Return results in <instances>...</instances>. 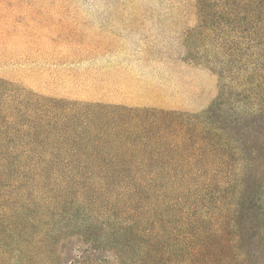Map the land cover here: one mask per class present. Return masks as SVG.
Returning <instances> with one entry per match:
<instances>
[{"label":"rangeland","instance_id":"1","mask_svg":"<svg viewBox=\"0 0 264 264\" xmlns=\"http://www.w3.org/2000/svg\"><path fill=\"white\" fill-rule=\"evenodd\" d=\"M72 1L81 21L83 2ZM145 2L149 15L156 18V11H161L157 1ZM44 26L42 32H32L28 45L16 38L0 44V264H65L80 249L102 252L108 264H156V210L169 212L162 196L167 193L147 181L154 166L146 164L140 173L114 161L119 150L113 149L121 145L111 140L112 123L105 112L122 94L119 74L113 75L108 66L102 72L109 80L101 88L99 77L88 71L89 57L78 55L82 45L72 46L61 22ZM133 29L122 46L123 55L110 62L120 65V72L144 74L146 83L154 84L160 28L156 19L148 18L143 28ZM204 32L208 38L188 39L190 60L200 70H219L225 78L235 75L239 63L226 56L220 35ZM180 42V35L172 38L174 48ZM252 59V68L264 64ZM225 82L230 84L229 79ZM134 140L129 137L126 148H141L142 142ZM188 179L194 186L195 178ZM193 186L184 193L175 186L167 189L180 199L179 205L173 201L172 221L161 238L172 264H193L192 255L200 253L191 235L203 213L194 210L208 201L196 199L199 189ZM119 224H127V230L120 232ZM200 234L206 233L200 230ZM179 248L186 249V258H176ZM238 251L240 257L230 264H264V250L244 244ZM200 264L219 262L203 259Z\"/></svg>","mask_w":264,"mask_h":264},{"label":"trees","instance_id":"2","mask_svg":"<svg viewBox=\"0 0 264 264\" xmlns=\"http://www.w3.org/2000/svg\"><path fill=\"white\" fill-rule=\"evenodd\" d=\"M156 1L161 11L154 18L146 2L82 0L81 14L87 19L79 21L72 0H0V44L13 43L16 38L28 45L35 29L42 32L44 24L51 27L57 21L72 46L82 45L78 55L89 57L88 71L99 77L101 88L109 80L102 71L111 66L124 86L120 98L105 112L112 123L111 140L121 145L112 148L119 150L114 161L118 166L136 167L140 173L146 164L154 166L147 181L167 193L162 196L169 212L164 215L156 210V264H172L162 250L161 238L180 199L167 189L175 186L184 193L193 186L190 176L195 178L193 187L199 189L195 198L208 201L194 210L203 215L193 224L197 231L191 237L200 253L192 255L196 259L192 263L206 259L230 264L240 257V245L264 250V64L251 66L252 57L264 63V0ZM148 18L156 19L160 28L154 84H147L144 74L120 72L121 66L110 62L123 55L129 33L135 26L143 28ZM65 19L72 23L66 24ZM205 30L218 33L226 56L239 63L235 75L225 78L219 70H200L190 60L188 39L208 38ZM176 35L181 37L178 48L172 43ZM143 40L148 38L144 35ZM253 48L258 49L256 53L246 55ZM129 137L142 142L141 148H126ZM179 219L173 223L177 225ZM117 227L120 232L128 228L127 224ZM200 230L206 234L199 235ZM90 252L80 249L65 264H108L102 252ZM176 256L186 258V249L179 248Z\"/></svg>","mask_w":264,"mask_h":264}]
</instances>
